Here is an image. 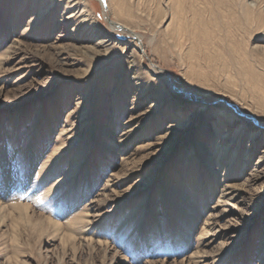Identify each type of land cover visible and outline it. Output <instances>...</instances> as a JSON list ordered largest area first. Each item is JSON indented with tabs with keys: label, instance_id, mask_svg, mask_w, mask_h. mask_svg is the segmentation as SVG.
I'll return each mask as SVG.
<instances>
[{
	"label": "rangeland",
	"instance_id": "obj_1",
	"mask_svg": "<svg viewBox=\"0 0 264 264\" xmlns=\"http://www.w3.org/2000/svg\"><path fill=\"white\" fill-rule=\"evenodd\" d=\"M105 4L0 0V264H264V0Z\"/></svg>",
	"mask_w": 264,
	"mask_h": 264
},
{
	"label": "bare ground",
	"instance_id": "obj_2",
	"mask_svg": "<svg viewBox=\"0 0 264 264\" xmlns=\"http://www.w3.org/2000/svg\"><path fill=\"white\" fill-rule=\"evenodd\" d=\"M100 2H102V5H103V7L105 8L106 7V4H105V0H100ZM111 25L113 26V28H119V29H123V26H121V25H115L113 22H111ZM94 27H96V26H94ZM130 30V29H129ZM85 31H89V29H85ZM130 32L132 33V34H134V35H136L137 36V40H138V42L141 44V40H140V36L138 35V34H135L134 33V31L133 30H130ZM96 36H100V33L98 32V31H95V33H94ZM99 38H103L104 40H106L107 38H105V37H99ZM135 80H137V79H135ZM59 153V155H58V159L61 157V155H62V152L61 151H59L58 152ZM223 203V202H222ZM22 214H24V213H22ZM25 216H28V214H26ZM51 223L52 222H48V224L49 225H51ZM52 224H56V223H52ZM205 226H209L208 224H206L205 223ZM220 237V231H215V233H208L206 236H205V238L207 239L208 238V240H210V241H215L217 238H219ZM207 240V241H208ZM209 241V242H210Z\"/></svg>",
	"mask_w": 264,
	"mask_h": 264
}]
</instances>
